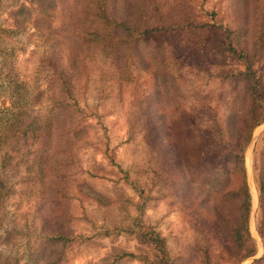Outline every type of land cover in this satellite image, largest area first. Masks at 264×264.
Here are the masks:
<instances>
[{
  "label": "trees",
  "instance_id": "trees-1",
  "mask_svg": "<svg viewBox=\"0 0 264 264\" xmlns=\"http://www.w3.org/2000/svg\"><path fill=\"white\" fill-rule=\"evenodd\" d=\"M207 1L35 0L29 5L20 3L16 30L0 28V33L16 36L24 22L18 16H33L31 21L38 33L51 44L42 56L49 89L53 86L50 102L45 105L49 114L42 119L39 113L25 109V102L21 111L8 110L4 118L0 117V147L9 148V153L0 157V222L6 218L8 202L16 193V184L8 182L11 175L26 173L28 183L40 181L32 221L21 228L14 220L2 225L3 242L25 236V264H62L66 248L77 238L67 184L74 166L68 157L51 164L44 150L37 151L32 161L27 158L28 151L18 162L12 163V159L25 147L30 148L41 129H45L42 146L46 151L59 144H52V136L56 140V136L66 135L65 148L73 145L71 138L80 132L79 124L62 134L58 126L68 127L65 115L69 108L82 111L78 91L87 86L94 64L110 65L135 81L130 102L131 131L141 126L147 149L155 153L148 172L165 198L175 197L193 233L191 243L180 252L174 251L166 237L144 222L147 197L144 189L132 182L140 197L138 215L131 224L120 227L147 248L148 254L140 260L144 264H243L257 256L246 151L254 131L264 124V0H231L233 24L224 23L220 11L208 9ZM59 4L73 10L66 22L55 25L50 22V13ZM23 31L25 28L20 34ZM5 39L0 37V44ZM229 60H236L241 68L232 67ZM154 61H169L174 71L159 69V86L148 92L140 77H134L132 68L139 62L149 70ZM193 68L202 81L200 88L189 85L184 99L186 103L188 98L194 100L190 99L191 104L184 109L178 95L171 93L175 90L173 75L187 84ZM212 82L231 87L228 96H215L210 90ZM38 92L31 101L40 100L42 93ZM68 99L74 100L73 104ZM216 99L229 109L224 117L216 113L221 107ZM74 131L76 134H71ZM60 153L65 149L54 156ZM256 171L260 211L257 231L263 254L255 264H264V145L257 151ZM33 237L38 240L34 250L29 244ZM12 256L0 254V264H21L23 257Z\"/></svg>",
  "mask_w": 264,
  "mask_h": 264
},
{
  "label": "rangeland",
  "instance_id": "rangeland-1",
  "mask_svg": "<svg viewBox=\"0 0 264 264\" xmlns=\"http://www.w3.org/2000/svg\"><path fill=\"white\" fill-rule=\"evenodd\" d=\"M31 1L35 0H2L0 28L3 31L16 30L17 8L20 3L29 5ZM233 5L231 0L207 1V8L220 11V16L224 17L226 24H233L231 22L234 19ZM71 10L72 7L66 10V7L59 4L53 14L50 13V22L55 25L63 24L68 20ZM32 19L33 16L28 17L25 14L18 16L19 21H24L20 30L25 28L22 34L20 31L16 36L12 33H0V37H6L2 41L3 44H0V117L5 116L8 110L21 111V106L25 102H27L25 109L32 110L34 114L39 113L42 119L49 114L45 105L50 102L48 97L52 95L53 86L49 89L42 69V56L49 50L51 44L48 38L38 33ZM162 61H154L149 70L142 67L139 62L132 68L134 77H140L148 92L156 90L159 86L160 81L157 79L159 69L161 71L165 68L166 73L174 71L169 61L168 63L164 61L163 64ZM229 63L232 67L241 68L236 60H229ZM94 65L90 66L91 73L87 86L82 90L80 87L78 91V102L82 111H75L74 107L69 108L65 115L67 116L65 124L68 127L58 126L57 131L62 134L68 128L79 124L80 132L71 138L73 145L65 148L66 135L56 136V140L52 136V144L55 142L59 144L54 148L47 147L46 151L42 146L45 129H41L30 148L25 147L22 153L14 156L12 163L20 161L23 158L22 154H26L27 151L29 154L27 158L32 161L36 152L43 150L46 157L49 155L51 164L66 157L73 161L71 181L67 184L69 196L72 197L69 201L71 213L73 219L75 218L72 229L77 238L66 248L62 264H144L140 257L148 254L147 248L121 228L131 224L132 218L138 215L137 204L140 197L132 182L140 185L147 197L142 213L144 222L166 237L174 251L180 252L184 246L191 243L193 233L179 210L175 197L165 198L163 189L155 183L151 172H148L150 159L155 158V153L147 149L141 126H135L131 131L130 102L135 81L118 74L110 65ZM198 73L196 68L190 69L187 84H182L181 79L173 75L175 90L171 93L178 95L177 100L184 109L189 107L191 100H194L192 97L188 98V103L185 102L184 95H188L187 89L192 83L193 87L200 88L198 86L202 80L196 78ZM38 90L42 93L40 100L31 101V96L39 93ZM210 90L215 92L217 97L222 94L227 97L231 87L212 82ZM22 94L26 96L23 98L20 96ZM179 94L182 97H179ZM67 101L71 104L74 102L71 99ZM217 101L221 107L216 109V113L219 117H224L229 113V109L222 106L224 102ZM71 134L76 133L74 131ZM263 145L264 124L256 128L252 144L246 151V167L253 195L251 230L258 241L259 251L257 256L243 264H255L263 254L257 231L260 211L256 171L257 151ZM62 149L63 151L65 149L66 154L54 156V153ZM7 153L9 148L1 146L0 157ZM25 175L26 173L21 176L14 174L9 178L10 184H16V193L8 202L6 218L0 222V254L23 257L21 264H25L28 258L25 236L21 234L20 238L8 242H3L1 236L3 224L14 220L21 228V225L32 221L34 207L32 205L36 204L35 198L40 196L38 192L40 181L28 183ZM29 244L34 250L38 240L33 237Z\"/></svg>",
  "mask_w": 264,
  "mask_h": 264
},
{
  "label": "water",
  "instance_id": "water-1",
  "mask_svg": "<svg viewBox=\"0 0 264 264\" xmlns=\"http://www.w3.org/2000/svg\"><path fill=\"white\" fill-rule=\"evenodd\" d=\"M251 144H252V142H251ZM251 144H250V146H251ZM249 186H250V189H251V185H250V182H249ZM251 192H252V189H251Z\"/></svg>",
  "mask_w": 264,
  "mask_h": 264
}]
</instances>
